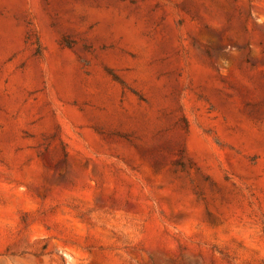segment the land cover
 Instances as JSON below:
<instances>
[{
    "label": "rangeland",
    "instance_id": "obj_1",
    "mask_svg": "<svg viewBox=\"0 0 264 264\" xmlns=\"http://www.w3.org/2000/svg\"><path fill=\"white\" fill-rule=\"evenodd\" d=\"M0 264H264V0H0Z\"/></svg>",
    "mask_w": 264,
    "mask_h": 264
}]
</instances>
